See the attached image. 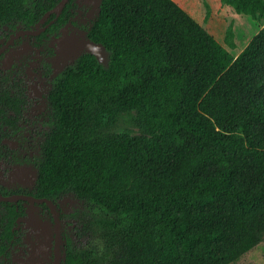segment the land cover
<instances>
[{"label":"trees","instance_id":"1","mask_svg":"<svg viewBox=\"0 0 264 264\" xmlns=\"http://www.w3.org/2000/svg\"><path fill=\"white\" fill-rule=\"evenodd\" d=\"M230 1L264 17V0ZM58 2L0 0V28L42 26L30 34L40 42L78 7L68 0L36 26ZM85 31L104 53H80L49 91L52 127L33 188L0 193L52 198L62 220L56 202L71 192L94 213L83 246L69 243L61 224L60 264L237 260L264 235V27L234 56L178 0H100ZM10 37L0 36V47ZM27 103L21 78L0 80L4 125L17 127ZM130 108L161 132L102 130ZM25 202L0 200V264L23 244Z\"/></svg>","mask_w":264,"mask_h":264},{"label":"rangeland","instance_id":"2","mask_svg":"<svg viewBox=\"0 0 264 264\" xmlns=\"http://www.w3.org/2000/svg\"><path fill=\"white\" fill-rule=\"evenodd\" d=\"M100 0H78L69 22L57 32L38 42L30 34L16 38L2 52L0 80L5 84L21 78L28 103L17 127H7L0 120V191H29L33 188L41 157V145L52 127L48 93L63 70L78 59L80 53L103 48L92 43L85 29L95 17ZM185 10L237 56L264 27V17L237 12L230 0H178ZM30 27H35L28 23ZM41 24H39L40 26ZM24 21L0 28V36L14 35L25 28ZM41 30L43 27H39ZM102 53H104L102 51ZM105 133L140 135L152 138L161 130L151 131L141 108L119 111L102 125ZM62 211L61 223L69 243L84 245L93 235L97 223L94 213L73 193H65L56 202ZM25 237L13 252L11 264H50L53 261L54 225L49 210L40 202L24 203ZM86 225L90 228L86 230ZM84 235H78L79 231ZM230 264H264V235L258 243Z\"/></svg>","mask_w":264,"mask_h":264},{"label":"water","instance_id":"3","mask_svg":"<svg viewBox=\"0 0 264 264\" xmlns=\"http://www.w3.org/2000/svg\"><path fill=\"white\" fill-rule=\"evenodd\" d=\"M68 0H59V2L51 9L47 10L44 15L41 17V19L38 21L37 26L40 22L51 12H57L59 11ZM40 28L35 29H27V28H21L19 29L14 35L10 37L1 47H0V55L1 53L6 49L8 45H10L14 39L18 37H22L27 34H38L40 32ZM16 199H23L29 202H45L48 206V209L52 216V221L54 225V235H55V241L53 246V263L54 264H60V257H61V251H60V236H61V220L58 215L55 201L52 198L46 197V196H36L34 194L29 193H15V194H5L0 193V200H6V201H13Z\"/></svg>","mask_w":264,"mask_h":264},{"label":"flooded vegetation","instance_id":"4","mask_svg":"<svg viewBox=\"0 0 264 264\" xmlns=\"http://www.w3.org/2000/svg\"><path fill=\"white\" fill-rule=\"evenodd\" d=\"M40 23H41V22H40ZM40 23H39V24H40ZM36 26H37V24H36ZM38 26H39V25H38ZM40 31H41V30H40ZM33 35H35V34H33ZM14 40H15V39H14ZM14 40H13V41H14ZM1 54H2V53H1ZM49 212H50V211H49ZM61 224H62V223H61Z\"/></svg>","mask_w":264,"mask_h":264}]
</instances>
